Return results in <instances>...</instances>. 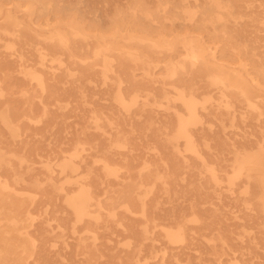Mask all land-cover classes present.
I'll return each instance as SVG.
<instances>
[{
  "label": "bare ground",
  "instance_id": "bare-ground-1",
  "mask_svg": "<svg viewBox=\"0 0 264 264\" xmlns=\"http://www.w3.org/2000/svg\"><path fill=\"white\" fill-rule=\"evenodd\" d=\"M77 1L74 5L63 4L66 0H0V19L5 6L15 5L6 13V26L0 23V35L12 36L5 44L9 55L0 53V100L10 108L5 124L26 118L24 109L34 111L38 95L33 89L56 99L59 112L53 113L40 98L43 111L39 118L49 117L47 129L56 140V130L68 131L67 111L88 112L89 121L107 135L104 124L113 126L121 115L117 107L105 110L101 104L100 86L112 83L117 85L113 101L130 110L124 120L131 121V129L134 123L141 124L137 125L146 138L143 150L155 153L157 160L137 153V147L118 153L132 140L122 129L106 139L92 136L88 130L78 132L67 140L68 149L57 145L46 150L33 138L20 139L22 153L0 157L6 173L1 177L4 180L0 178V264H60L51 261L47 240H64L69 232L80 234L86 218L101 224L103 232H132L134 238L127 236V252L115 258L116 264H192L190 260L183 263L170 249L194 244L193 230L188 227L191 220L186 217L196 207L192 160L199 158L209 177L203 180L201 176L200 192L205 185L216 191L221 184L218 170L202 154V147L211 148L207 141L224 139L236 150L252 146L253 151H244L231 165L236 176L229 183L233 186L241 179L246 198L258 196L256 185L264 188V126L246 130L252 127L248 121L264 124V46L245 38L249 23L259 19L238 11L253 2L166 0L159 9L163 22L151 24L137 20V12L146 10V5L134 4L131 13L117 11L106 28L93 14L95 8H83V0ZM144 16L155 18L150 13ZM13 70L24 75L28 87L21 102L14 98ZM138 72L143 73L141 80ZM217 95L227 105L207 106ZM227 96L250 106L259 98L261 107L256 113L240 114L232 109ZM163 100L167 101L161 108ZM239 121L246 130L240 144L226 131L228 124L235 127ZM216 122L221 123L222 134L210 126ZM258 132L261 139L253 140L251 136ZM58 159L66 180L53 175L50 164ZM38 163L47 169L33 166ZM45 197L62 198L73 212L72 220L60 219L56 233L49 229L52 220L42 210L51 207L41 203ZM181 199L188 201L186 207ZM163 201L172 209L163 212ZM37 206L41 208L35 209ZM54 212L64 213L66 208ZM40 219L46 228L32 234ZM97 240L94 233L93 242L97 244ZM82 247L89 252V262L84 264H99L96 260L103 258L102 253L98 256L99 249L92 254L93 246L79 237L77 249Z\"/></svg>",
  "mask_w": 264,
  "mask_h": 264
},
{
  "label": "rangeland",
  "instance_id": "rangeland-1",
  "mask_svg": "<svg viewBox=\"0 0 264 264\" xmlns=\"http://www.w3.org/2000/svg\"><path fill=\"white\" fill-rule=\"evenodd\" d=\"M73 3L77 4V0H66L62 2L63 4ZM252 5L248 7L239 8L238 11L242 15H247L251 18L259 19L256 24L249 23L247 28L246 39L255 41V46H264V0H251ZM138 4H145L146 10L143 12H137L138 19L142 23H161L164 18L159 13V9L166 4V0H83L82 7L90 5L95 8L93 10L94 15H98L101 22L106 28L111 26V23L115 20V14L117 11L122 10L125 13H131V7ZM10 8L15 9L14 4L7 5L2 10V17L0 23L6 26V13ZM14 12V10H12ZM145 13L154 14L155 18H147L144 16ZM19 16L23 19H27L24 12H19ZM127 21L132 19L126 18ZM11 35H0V53L9 55L5 44L11 39ZM261 53L262 50L260 49ZM99 72L102 74V68L97 67ZM117 70V69H116ZM12 80L17 83L15 89L14 98L17 102H21L23 99L22 92L27 90V84L24 83V75L19 73L17 70L10 72ZM138 78L141 80L143 78V73L138 72ZM115 81V80H113ZM127 87L126 83L122 84V89ZM102 89L101 104L105 110H110L117 107V110L121 114L113 122L114 125L104 124V129L107 135L98 131L94 124L89 121L88 112H77V111H67V128L68 131L55 132L58 133L59 141L56 140L53 135L54 132H49L47 125L50 123V119L39 118L42 117L43 106L40 104V98L48 105L49 110L53 113L59 112V107L57 105L55 97H48L43 94L40 90H33L38 95L35 99L34 111L30 112L25 110L26 118H22L19 122H14L7 126L5 123L10 117V108L6 104H3L0 100V157L2 155H7L12 157L13 152L22 153L23 150L20 148V139L33 138L36 141H40L42 147L46 150L54 149L57 145L64 148H69L67 142L75 137V134L82 131H89L92 136H99L100 138L106 139L110 134L116 133V130L122 129L123 133H130L132 136L131 144L128 147L120 148L117 152H127L131 148L137 147V153L144 152L146 156H150L153 160H157V155L153 152L143 150V146L146 144V138L144 132L138 127L141 126L140 123H134V129H131V121L124 120V116H128L130 110L119 105L113 101V96L117 92V85L112 83L106 86H100ZM108 90H112L109 94ZM1 99V91H0ZM231 100L232 109H236L238 113H256L261 107V100L256 98L253 100L252 106L249 104L238 102L235 99L228 97ZM204 97H201V101ZM167 100H163L161 108H164ZM130 103V99L126 100ZM207 106H217L227 104L222 97L218 95L213 101L206 103ZM138 107H134L135 110ZM201 107V105H199ZM254 107V108H253ZM179 110L183 113L184 107L180 103ZM241 120V118H240ZM33 121V122H31ZM259 123V124H258ZM19 124V125H18ZM138 124V125H137ZM248 124L252 127H248L246 130H257L261 126H264L260 122H249ZM21 127V130L19 128ZM214 130L221 132V123L216 122L210 125ZM243 125L238 122L235 127H231L228 124L226 129L227 134L231 135L230 139L234 142L240 144L244 141V134L246 131ZM19 131L20 137L16 136ZM223 131V130H222ZM4 137V139H3ZM228 137V136H227ZM254 139H261V135L258 132L256 136H251ZM68 140V141H67ZM211 144V148L202 147V154L206 157L208 165L213 169L218 170V178L221 180V184L216 188V191L212 186L205 185V189H202L201 176L203 180L205 178L209 179L208 174L205 171L200 159H193L192 162L195 165V186H194V197L193 202L195 203L194 212L186 213V217L191 221L188 223V227L193 230L192 237L193 245L175 247L173 253L178 255L179 259L186 263L188 260L192 264H264V188L256 185L258 190V196L256 198H246L243 194L245 187L242 185L241 179L236 180L233 186L230 185V181L233 179L234 171L231 165L235 163L236 158L242 154L244 151H253L252 146L244 150L232 149L226 140L221 139L220 141L212 142L207 141ZM183 149V146H182ZM220 158V159H219ZM61 159H58L55 164H50L53 168V175L60 180H66L67 177L62 174L61 168L59 166ZM37 169L46 170V166L43 163L34 164ZM201 173H203L201 175ZM5 170L0 164V178L5 176ZM137 174V170H134V174ZM237 174V173H236ZM136 176V175H135ZM69 177H72L71 175ZM4 180V178H1ZM68 190L72 191L73 187H67ZM255 187L252 186V190ZM181 205L186 207L188 201L180 200ZM41 203H49L51 207L44 206L42 210L45 212V218L51 219L49 222V229L56 233L58 227L60 226V219L72 220L73 212L69 207L64 205V200L60 199H50V197H45ZM170 204L165 201L162 202L163 212L166 209H172ZM41 206H37L35 209H40ZM60 208H66L64 213H55ZM179 211V209H177ZM87 222L82 223L80 226V234L73 235L69 232L62 239L50 238L47 240L48 244V254L51 261L62 264H84L85 261L89 262L87 259V254L89 253L84 247L77 249L79 237H83V241L91 244L93 246L92 254L99 249V257L101 253L103 258H98L99 264H116L115 258L121 254L127 252V246L124 245L126 241H129L127 236H132L129 233H123L116 230L115 234L108 232H103L101 224L97 225L95 222L88 221L90 218H86ZM46 224L43 220H36L33 225L31 232L34 234L36 230L45 229ZM86 228H90L93 232H87ZM98 235L97 244L93 242V234ZM36 237H39L38 231L36 232ZM134 238V237H133ZM64 241V242H63ZM169 250V247H168ZM65 258V259H64ZM95 263V262H94ZM152 264H154L152 262Z\"/></svg>",
  "mask_w": 264,
  "mask_h": 264
}]
</instances>
